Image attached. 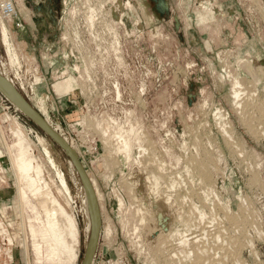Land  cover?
I'll return each mask as SVG.
<instances>
[{"label": "rangeland", "instance_id": "rangeland-1", "mask_svg": "<svg viewBox=\"0 0 264 264\" xmlns=\"http://www.w3.org/2000/svg\"><path fill=\"white\" fill-rule=\"evenodd\" d=\"M15 1L33 40L14 36L19 21L0 12V76L39 115L29 116L0 87V132L12 145L22 128L53 191L76 214L77 264L90 221L98 226L89 264H264V0H36L46 14L23 0H14L17 11ZM118 129L131 138L130 153L121 151ZM2 147L0 264H51L40 235L39 255L30 235L28 249L21 239ZM86 181L94 196L86 201L96 204L87 203L90 219ZM36 201L34 210L24 205L26 233L30 224L40 228ZM194 204L208 215L206 231L192 225ZM139 207L151 209L153 223L141 224Z\"/></svg>", "mask_w": 264, "mask_h": 264}, {"label": "bare ground", "instance_id": "bare-ground-1", "mask_svg": "<svg viewBox=\"0 0 264 264\" xmlns=\"http://www.w3.org/2000/svg\"><path fill=\"white\" fill-rule=\"evenodd\" d=\"M3 37H4L5 43L7 44V42H8V35L6 33L5 27L3 28ZM240 60H242V59H240ZM6 79L4 77H1L0 76V87L7 94V96H9V99L11 98V100L16 101L15 103H18V106L19 107L21 106L20 108H24L25 109V110L21 109L24 112H26V113L29 112V114L27 113L29 116L32 115V116H34V118H37L38 116L35 114V111H33L32 108L28 104H26L20 98V96L15 92L12 84H10V82L7 81L8 79L7 80ZM14 101H12V102L14 103ZM107 119L105 118V120H107ZM102 122H104V126L102 125L103 126V129H104L105 126L107 125V121H102ZM108 123H111V122L109 121ZM133 125H135V123ZM132 128H134V127H131L130 130L128 129V132H130V134H131V131L133 132V130H135V129H132ZM21 129H17L15 131V134H13V136L15 135V137H16L15 139L16 140H15L14 144H12V145L8 143V141L6 140V138L4 137V135H2V132H0V141L2 142V145H3V147H2L3 148V151L1 150V154L3 152L5 154V152H6L5 156H6V160L8 162V170L11 172V177H12V179L14 180V182L16 184L18 208H19V212H20V215H21V222L18 225L20 226L21 233L23 235L21 237V239L23 238L22 239L23 240V243H24V245H26V248L28 249L29 246H28V243H27L28 241H27V237L26 236L30 235L29 238L31 240L30 243L32 244V249L34 248V251H36L37 255H39L38 253L42 249V244L40 245V243L38 241V237L40 235L41 238L44 240V242L46 244V250H45L46 255L43 256V258H47L49 261H51V264H77V262L79 260V256H80L79 247H80V241L81 240H80V229H79V224H78V219L76 217V214L74 212L69 211L67 209V207L61 202V200L59 199V197L53 191V187H52L53 185H51L50 182L45 177L44 169H43L44 166H42L41 163H38L37 162L36 157L34 156V154L32 152V148L34 147L33 146L31 148L32 145L30 143L32 141H30L29 139L28 140L26 139V137H25V135H24V133H23V131ZM105 130H106V128H105ZM107 130L108 131L111 130V125H110V128L107 129ZM116 130L117 129H115V131ZM122 130L124 131V129H121V131L120 130L117 131L118 133L115 132V131L114 132L117 133L116 135H118V139L120 138L122 140L121 141L119 139L120 142H122L121 145L123 146V150L121 149L122 147L120 148L121 151H126L127 150L126 152L127 153L129 152L130 153V147H131L130 146V139L131 138H127L125 136L126 133L122 132ZM105 135H106V133H105ZM116 135H115V137H116ZM107 137H108L107 138V141H109V139L112 136L110 134H108ZM40 140L42 142V138H40ZM28 141H30V143ZM116 143H113V144H116ZM42 144H43V148H44L45 152L47 153L46 156L48 155L51 158L50 161L51 162L52 161L54 162L55 160H53V156H52L53 155V150H52V148L49 146V144H47L45 142H42ZM124 149H126V150H124ZM139 150H140V148H139ZM114 154H116V153H114ZM192 161L193 160H191V164L193 163ZM195 163L197 165L198 164H200V165L202 164V163H197V162H195ZM203 165H205V164H203ZM198 167H199V165H198ZM200 170L202 171V175H203L205 173V168L204 167H201ZM83 177H84V175H83ZM53 183H55V182L53 181ZM60 183H61L62 188L60 187L61 189L60 188H59L60 190L58 189L59 192L60 191H63L66 194V197H67L66 201L67 200H70L71 191H70L69 185H68V183H67V181L65 180L64 177H61V182ZM86 183L85 184L87 186H86V189H84V194L85 195H84V199H83V204H84L86 213H87V215H88V217L90 219V216H89L90 213H89L88 209H89V207L91 205L89 206L87 203H89V202L92 201V204L93 205H96V204L93 203L94 202L93 200H90L89 202L86 201V200H88V197L90 199H92L94 197V196L93 197H90V195H93V193H92L91 186L89 185V183L87 181H86ZM128 187H129V185H128ZM55 188H58L57 183H56ZM96 190L98 191V193H100L98 189H96ZM142 191L143 190H139V192H142ZM204 193H205L206 201H210V203H211V197H210V194L211 193L210 192H207L206 189L204 190ZM58 194H60V193H58ZM65 194L64 195L62 194V195L65 196ZM135 194H136V192L134 193V196H136ZM213 194H216V193L213 192ZM31 195L38 201L39 206L42 209V212H41L42 216H40V214L38 212H36V216H37V214L39 215L36 218L37 219V222L36 223H38L40 225V228L36 229L34 224H30L29 227H28L29 232L26 233L25 216H24V214H25V212H24V205L26 207L27 206L31 207L33 210L35 208V205L33 203L35 199L33 200V198L31 197ZM138 195H139V193H138ZM137 196L135 197V200L137 199ZM31 198H32L33 202L31 200ZM120 201H121V206H122L123 200L121 199ZM191 204H193V203H191ZM40 207L38 208V210L40 209ZM93 207H94V210L97 208V206H96V208H95V206H93ZM211 207H212V203H211ZM214 207H212V209H214ZM246 207H248V205ZM90 208H92V207H90ZM241 208H242V206H241ZM190 209H191V213L189 212V214H192V210L198 212V213H196L197 215L195 216V221L193 220L194 218L192 219V221L194 222V223L192 222V225L195 228L203 229V231H206V223L208 224V221L209 220L207 221L208 215L204 212V209L201 208V206H199V204L198 205L197 204H194L193 207L190 206ZM149 210H151V209H147V208H144V207H139L138 208V212H140L142 214L141 224L143 226H145V224H149V222H151L150 221L151 219L154 221V218L155 217L153 215H151V217L152 216L153 217L150 220H149V218L147 216V215H149L148 212H147ZM239 210H241V209H239ZM72 211H73V209H72ZM228 211H229V209H228ZM97 215H98V213H97ZM96 217H98V216H96ZM180 217L185 221V223L187 222L186 223L187 226H189V227L192 226L191 223H190V219H189L190 217L189 218H186L183 215H181ZM229 219H232V218H229ZM233 220H235V217H234ZM26 221H27V219H26ZM28 221H30V220H28ZM97 221H99V220H97ZM91 222L92 221H90V223ZM93 222L95 223L96 221H93ZM90 223H89L90 227H87L88 228V231H87V251H86V257L84 259V262H82L83 264H89L90 259H91L92 254H93V251H94L95 246H96V229H95L96 227L95 226H98L97 225L98 222L94 226H92L93 224L92 223L90 224ZM151 223H153V222H151ZM149 226H148V228H149ZM202 226H204V227L202 228ZM237 229H239V228H237ZM162 231H164V230H162ZM152 232H153V229H152ZM260 232H262V230H260ZM150 234L153 235V233H151V232H150ZM198 236L199 235L192 237V239H193L194 242H196V241L199 240ZM184 237H185V241H183L184 243L182 242V244H184L185 247H188V241L190 239V236L189 235H186ZM166 243H167L166 241H162V243H161L162 245L164 244V246H163V249L164 250L168 248V246L166 245ZM250 244H252V242H250ZM234 246L235 245L233 244L232 247H234ZM164 250H162V246H160V252L161 251L163 252ZM166 251H168V249ZM158 252H159V250H158Z\"/></svg>", "mask_w": 264, "mask_h": 264}, {"label": "crops", "instance_id": "crops-1", "mask_svg": "<svg viewBox=\"0 0 264 264\" xmlns=\"http://www.w3.org/2000/svg\"><path fill=\"white\" fill-rule=\"evenodd\" d=\"M14 1V0H13ZM24 1V3L28 6V7H31V11L34 13V12H38V13H44V14H46V13H49V12H51L48 8H46L45 6H41L40 8H38V6H39V4L40 3H36V0L35 1H32V0H26L27 2H25V0H23ZM38 1H40V0H38ZM37 1V2H38ZM33 2V3H32ZM15 3H16V5H17V8H18V14L17 15H15V16H13V17H11V18H5V19H7L8 21H11V20H14V21H16V20H18L19 21V23L17 22L16 23V27H14L13 25H12V28H13V30H14V36L16 35V37H18V35L21 33L22 34V36H23V34L25 35V34H30L28 37H29V39L32 41L33 39H32V36H33V26L31 25V23L28 21H26V17H25V14H23L21 11H20V9H19V5H18V1L16 2L15 1ZM28 3V4H27ZM35 3V4H34ZM41 4H43V3H41ZM40 4V5H41ZM37 8V10H35ZM20 20H24V23L22 22V21H20ZM10 25V24H9ZM5 27V30H6V33H7V27L5 26V25H3V28ZM18 30V31H17ZM10 32V30H9V27H8V33ZM28 37L27 38H25V39H23V38H20L21 40H25V41H27V42H29L28 41ZM9 39V38H8ZM13 41V40H12ZM11 41V42H12ZM3 44V47H5V45H6V43L4 42V43H2ZM5 44V45H4ZM0 93H2V91L0 90ZM3 94V93H2ZM4 95V94H3ZM7 99H8V97H6ZM9 100V99H8ZM10 101V100H9ZM11 103H12V101H11Z\"/></svg>", "mask_w": 264, "mask_h": 264}, {"label": "built area", "instance_id": "built-area-1", "mask_svg": "<svg viewBox=\"0 0 264 264\" xmlns=\"http://www.w3.org/2000/svg\"><path fill=\"white\" fill-rule=\"evenodd\" d=\"M0 12L6 18H9V17L11 18L18 14V11L16 9V6L14 5L13 0L0 1Z\"/></svg>", "mask_w": 264, "mask_h": 264}, {"label": "water", "instance_id": "water-1", "mask_svg": "<svg viewBox=\"0 0 264 264\" xmlns=\"http://www.w3.org/2000/svg\"><path fill=\"white\" fill-rule=\"evenodd\" d=\"M16 89V88H15ZM0 90H1V88H0ZM2 91V90H1ZM16 91L21 95V97L28 103V105L32 108V106L30 105V103L28 102V100L23 96V94L22 93H20L17 89H16ZM4 95L6 96V97H8L5 93H4ZM33 109V108H32ZM34 111H35V109H34ZM36 112V111H35ZM37 113V112H36ZM38 114V113H37ZM39 115V114H38Z\"/></svg>", "mask_w": 264, "mask_h": 264}]
</instances>
